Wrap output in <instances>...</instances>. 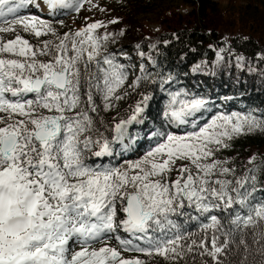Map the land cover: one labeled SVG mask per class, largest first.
Listing matches in <instances>:
<instances>
[{
  "label": "snow or ice",
  "instance_id": "snow-or-ice-1",
  "mask_svg": "<svg viewBox=\"0 0 264 264\" xmlns=\"http://www.w3.org/2000/svg\"><path fill=\"white\" fill-rule=\"evenodd\" d=\"M86 2L0 0V264H147L127 252L168 264H264V155L242 170L217 158L234 138L264 132V114H212L208 98L171 90L143 157L92 160L131 147L129 125L144 123L152 97L141 93L127 118L105 124L101 110L123 98L129 71L106 47L112 34L98 32L103 21L57 27ZM33 7L45 15L25 14ZM140 72L135 84L151 78ZM159 79L162 89L174 81Z\"/></svg>",
  "mask_w": 264,
  "mask_h": 264
},
{
  "label": "trees",
  "instance_id": "trees-1",
  "mask_svg": "<svg viewBox=\"0 0 264 264\" xmlns=\"http://www.w3.org/2000/svg\"><path fill=\"white\" fill-rule=\"evenodd\" d=\"M115 1L122 4L121 10L112 19L99 20L104 22L106 28L98 31L101 35L105 32L112 34L106 41V47L109 52L119 55L120 62L129 71L128 79L118 90L123 98L113 101L115 107L107 112L101 110V117L106 125L111 126L130 115L141 93L151 94L152 97L143 116L144 123L129 125V136L134 139L125 140L131 147L123 151L124 155L137 147L143 157L155 146L150 131L160 127L162 110L171 90L184 88L208 98L212 114L217 111L264 114V59L258 55L264 54V0H248L236 6L232 1L220 5L217 0H181L190 8L180 13L168 6L167 13L158 20L156 29L149 27L145 20L136 18L135 14L149 10L159 0ZM24 11L25 14H39L33 8ZM111 20L118 22L108 23ZM57 27L60 32L65 31L64 26ZM3 35L11 38V34ZM21 35L29 38L27 34ZM220 48L227 50L222 54V61H218L216 55ZM236 57H243V60L238 61ZM141 65L151 74V78L135 84L137 76L142 75ZM161 74L174 77L171 88L160 87ZM101 131L109 138L114 135L111 127L108 131L102 127ZM230 144L229 148L221 149L217 158L229 160L230 165L234 164L242 170L251 156L264 155V132L241 135ZM116 152L114 157L91 159L112 165L126 162L120 157L119 146H116ZM260 195L257 193V198ZM134 253V256L145 259L147 264H168L161 257L149 258Z\"/></svg>",
  "mask_w": 264,
  "mask_h": 264
},
{
  "label": "rangeland",
  "instance_id": "rangeland-1",
  "mask_svg": "<svg viewBox=\"0 0 264 264\" xmlns=\"http://www.w3.org/2000/svg\"><path fill=\"white\" fill-rule=\"evenodd\" d=\"M220 5H225L232 1L233 5L236 6L239 3L244 4L248 0H217ZM171 6V10L178 11L180 13H185L190 5L182 2L181 0H159L156 2V5H153L149 10L139 11L135 14L136 18L145 20L149 27L156 29L158 28V20L167 13L166 8ZM122 8V4L115 0H91V3H85L84 7L80 10L79 13L75 11H69L64 15H60L61 19L64 21V30L65 31H75L79 28L85 26L87 23H92L99 20H107L115 17L116 13L119 12ZM103 9V11H101ZM44 16L43 12H40ZM33 14V13H29ZM236 29V27H234ZM100 34L101 32L98 31ZM122 154L124 161L138 160L141 157V153L138 148H133L130 153ZM102 163V161H99ZM178 164L182 163L180 161ZM183 163H187L186 161ZM103 164V163H102ZM171 179H175V173L171 176ZM117 242L115 240L110 241V244L113 246ZM99 247V245H96ZM134 252L124 253L125 256H134Z\"/></svg>",
  "mask_w": 264,
  "mask_h": 264
}]
</instances>
